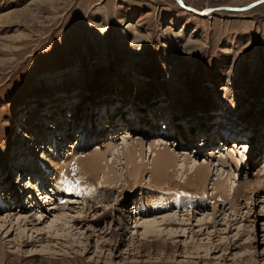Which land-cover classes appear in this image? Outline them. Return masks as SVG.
Instances as JSON below:
<instances>
[{"label":"rangeland","instance_id":"1","mask_svg":"<svg viewBox=\"0 0 264 264\" xmlns=\"http://www.w3.org/2000/svg\"><path fill=\"white\" fill-rule=\"evenodd\" d=\"M183 1L213 10L0 0V264H264V2ZM222 125L248 140L226 136L230 155L218 159ZM113 132L116 148L103 152L119 182L104 185L96 164L82 176L87 188L63 192L60 176L74 178V160L102 153ZM154 140L181 161L211 155L213 173L199 186L182 171L149 185ZM133 141L147 166L138 184L121 155ZM19 149L32 160L21 176ZM160 217L177 220L143 237L141 224Z\"/></svg>","mask_w":264,"mask_h":264},{"label":"bare ground","instance_id":"2","mask_svg":"<svg viewBox=\"0 0 264 264\" xmlns=\"http://www.w3.org/2000/svg\"><path fill=\"white\" fill-rule=\"evenodd\" d=\"M196 15H199V14H196ZM199 16H208V15H199ZM45 103H46L45 105L42 104L41 106L45 107L48 104H50V103H48V100ZM150 104L151 103L149 102V105ZM123 112L124 111H122V109H117L116 113H115L116 115L111 116V118L112 117H118L119 114H123ZM93 117H94V114L89 116V119L91 120ZM89 119L87 120L88 122H89ZM101 119H104V118L101 117ZM139 120L140 121L142 120L141 117H139ZM84 122H85V126H86V121H84ZM89 123H91V122H89ZM146 123H149V122H146ZM111 125H113L112 122L110 123V125L102 126V129L108 132L112 128ZM60 126H62V125H60ZM162 126L163 125H161L160 127L162 128ZM87 128H89V127H87ZM208 128H210V127H208ZM219 130L220 131L225 130L226 132H224V134L227 133V132H235L234 134H236V136H234V137L244 136L243 133H241V132L239 133L238 130H236L234 128H232V129H229V128H226V127L224 128V125L220 126ZM222 133L218 132L217 135L220 134L221 136H223ZM259 134H261V133H259ZM113 135H114V132L111 134V140H109V141L107 140L108 142L106 140H104L105 142L102 144V146H100L101 144L97 145L96 148H98V150L100 149V152H102V153H98L97 152L98 154L95 153L94 155H89L88 156L89 159H88V157H85L86 160H84V159L82 160L81 159V160H74V162L72 161L73 163H72L71 168L76 170V174L74 175V178H72L71 180H68L69 178H67V180H66L65 179L66 178L65 175L64 176H60L61 179L63 180V182L61 181V184L63 183V186H62L63 187V190H62L63 192L73 191V189H74L73 187H75V186H84V187L87 188V185H84L85 183L83 184L82 176L83 175H88V173H91V172L99 173L96 170V166H95L96 164L99 165L100 172H103V182L105 183L104 185L108 186V184L112 185L113 183H118L119 182L118 179H121V178H119V176L121 174H119L114 169L115 161H113L112 159L108 160L107 159V155L104 154V152H103V150L106 149V148H107L106 151H109V150H112V149L115 150L116 146H114V145L112 146V144L117 142V141H115L116 138H117V135L115 134L116 135L115 137H113ZM226 136H229V135H225L223 137L224 138V140L222 139L223 140V144H225L224 143L225 141H228V140H225ZM229 137H231V136H229ZM245 138L247 139V137H245ZM155 139H159V138H155ZM204 140H208V139H204ZM197 143H198V141H196V144ZM131 144H132L131 146L126 145V148L123 150V152L121 154V155L124 156V159H125L124 160L125 161L124 164L126 165V168H127L126 172L124 174H128L127 176H129V179L131 181L132 180L135 181V183L138 184V183H140V180L142 179V173H143L144 170H146L147 166L144 167L145 166V162H144V157H142L141 152H138V154H137V148H138V146H140V147L143 146L142 143L139 142V141H136V142L133 141V143H131ZM164 145H165L164 142H162L161 140H160V142L159 141L155 142V140H154L153 142L150 143L149 150H151L150 152L153 154V158L151 160V165L148 167L149 169L146 170V171H148L147 172L148 174L150 173L149 185H151L153 187H156V188H160V187L162 188V187H164V184H166L167 179H168V177L170 175H172L174 173H177L178 171H182L183 173L180 172L181 175H184L186 173V176H188L187 173L190 172L191 178L187 179V181H189V183H191L193 185H198L199 186L201 183L207 181L208 177L210 176L209 175L210 173H213L212 171L214 169H212L213 167H212V165H210V162H212V163L214 162L213 158L215 156H217V155H215V152L212 153V155H214V157H211V156L209 158L207 157L206 163L204 162V164H200V163L198 164L193 159H190V157L187 156V153H184L185 157L182 158L183 160L181 161L180 157L183 156V154H181V156H178L175 152H170V149L168 147L164 146ZM233 145H236V144L234 143ZM199 148L201 149V147H199ZM19 151L20 152H18V151L15 152L16 154H15V158H14L13 162L16 161V158L20 156L19 160H22V161L18 160L17 161L18 163H17L16 166H18V167L21 166V168H16L14 163L12 164V166H13L12 168H13L14 171H16V169H17L18 174H20V176H21L25 172L26 169L30 168L29 165L27 164V162L30 163L32 160L31 161H25L24 160L26 162V163H24L23 158H22L23 155H24V152H22V149H19ZM89 154H91V153H89ZM115 154L116 153H114V155ZM219 155H221V156L224 155V151L222 150V148H220ZM115 158L117 159V157H115ZM108 161H110V162H108ZM125 165H124V167H125ZM236 165H237L236 163L232 164L229 160L224 159L223 163L221 164V167L228 166V167L234 168V166H236ZM218 169H219V167H218ZM58 170H60V169H58ZM17 180H16V182H17ZM41 181H43V180L41 179ZM126 184H127V182H126ZM224 187H226V186H224ZM223 189H220V192H222L221 190H223ZM152 190H155V188H152ZM225 190H223V191H225ZM223 193H225V192H223ZM40 196L41 197L44 196V198L47 197L44 192L43 193L41 192ZM150 207H151V210H152L153 209V205H151ZM157 209H159V206L156 207V210ZM154 211H155V209H154ZM60 217H62V216H60ZM69 218H72V217H66L65 219H69ZM135 219L138 221V223L140 222V220H142L140 218V212H138V213L136 212ZM158 219L157 220H153V221L150 220L148 222H143L141 224V225H143V233H142L143 237L148 238V237L158 236V235H160V233L158 231V229H159L158 227H160L161 225H170L171 226V225L175 224V221L177 220V219H174V218H165V217L164 218L160 217ZM4 220H5V223H6L7 219H4ZM22 221H23V219H21L18 224L20 225L22 223ZM54 225H56V224H54ZM139 225L140 224H137L136 227H140Z\"/></svg>","mask_w":264,"mask_h":264},{"label":"water","instance_id":"3","mask_svg":"<svg viewBox=\"0 0 264 264\" xmlns=\"http://www.w3.org/2000/svg\"><path fill=\"white\" fill-rule=\"evenodd\" d=\"M178 1L181 5H183L186 9L190 10L191 12L193 13H196V14H199V15H205L206 13H209L211 10H213L212 8H204V9H201V10H197L189 5H186L184 3L183 0H176ZM264 2V0H255L253 2H250L249 4L245 5V6H242V7H230V6H223L221 8H224V9H233V10H245V9H249L253 6H256L260 3Z\"/></svg>","mask_w":264,"mask_h":264}]
</instances>
